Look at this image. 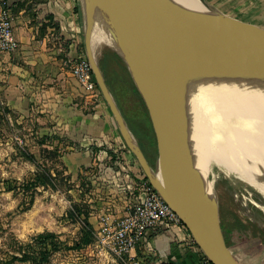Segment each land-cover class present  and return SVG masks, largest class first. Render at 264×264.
<instances>
[{
    "label": "water",
    "instance_id": "obj_1",
    "mask_svg": "<svg viewBox=\"0 0 264 264\" xmlns=\"http://www.w3.org/2000/svg\"><path fill=\"white\" fill-rule=\"evenodd\" d=\"M199 1L201 7L192 8L177 0H83V45L96 85L118 130L151 184L179 216L212 264H241L222 242L217 195L213 187H207L208 174L200 170L170 115L172 107L179 111L177 80L180 75H188L183 70L188 61L208 60L264 69V29ZM95 21L110 29L115 40L111 48L135 77L156 139L154 167L134 142L93 53ZM160 155L182 178L197 206L200 227L188 214L177 211L157 185L155 171Z\"/></svg>",
    "mask_w": 264,
    "mask_h": 264
},
{
    "label": "rangeland",
    "instance_id": "obj_2",
    "mask_svg": "<svg viewBox=\"0 0 264 264\" xmlns=\"http://www.w3.org/2000/svg\"><path fill=\"white\" fill-rule=\"evenodd\" d=\"M95 23L97 24H94L92 32V43L95 47L93 51L97 55L104 80L134 142L143 153L148 152L150 148H156V139L153 138L154 132L135 77L120 56L118 60L115 53H108L106 57L103 55L105 48L114 47L115 40L109 28L99 24V21ZM98 36L101 37L102 46L98 44ZM179 77L177 84L179 82L181 85L184 84L183 89L177 85V89H181L177 90V94L180 93L177 99L181 106L189 76ZM3 80L4 78L0 76V263L11 259L13 255L19 256L20 244L34 245V237L37 234L50 231L57 235L62 246L50 256L49 264H124L107 252L99 241L97 231L101 215L118 217L127 211L128 194L121 189L123 183L116 181L117 177L110 179L111 177L107 176L109 170L106 172V168L103 167L101 171L96 169L91 174L88 168L68 171L59 156L48 152L53 150L52 144H58L56 138L59 137L55 136L56 138L50 141L51 145L45 144L49 142L41 144L43 135L40 134L38 125L22 118L6 105L4 96L6 81ZM59 139L61 140V137ZM76 147L74 149H80L79 146ZM24 150L31 154L33 159L23 156ZM73 150L60 148L57 154L62 155ZM209 150L212 158L218 159V153L212 146ZM156 159L157 153L153 160L151 159L152 167ZM37 164L47 168L52 175L56 174V184L55 187H36L33 191V200L29 203L31 191L23 192L19 186L34 178ZM109 164L108 162L106 167L110 166ZM205 173L209 179L213 175L211 170ZM218 174L220 177L223 175L219 170ZM156 176L157 165L155 179ZM215 191L219 231L225 248L232 257L235 255L241 264H253L257 260L264 262V227L242 214L224 188L217 186ZM75 205L81 212H87L88 221L94 230L87 244L79 243L83 215L73 214ZM232 231L245 235L242 240H238L242 244H230ZM133 260L134 258L130 264L145 263L144 258L137 263ZM11 264L31 262L14 261Z\"/></svg>",
    "mask_w": 264,
    "mask_h": 264
},
{
    "label": "crops",
    "instance_id": "obj_3",
    "mask_svg": "<svg viewBox=\"0 0 264 264\" xmlns=\"http://www.w3.org/2000/svg\"><path fill=\"white\" fill-rule=\"evenodd\" d=\"M6 1L19 42L15 52L0 53L8 108L38 125L41 135L61 137L56 142L60 140L62 150L79 146L60 156L68 171L88 168L91 174L103 167L110 179L120 181L115 164L119 158L135 177L142 169L102 95L86 94L70 74L72 61L85 54L83 0ZM203 1L220 13L264 29V0ZM108 53L117 54L111 47L103 55ZM199 249L188 228L174 224L150 233L146 242L137 244L133 258L137 262L144 258V264H201ZM257 261L253 264H264Z\"/></svg>",
    "mask_w": 264,
    "mask_h": 264
},
{
    "label": "bare ground",
    "instance_id": "obj_4",
    "mask_svg": "<svg viewBox=\"0 0 264 264\" xmlns=\"http://www.w3.org/2000/svg\"><path fill=\"white\" fill-rule=\"evenodd\" d=\"M177 1L188 7H201L199 0ZM97 40L102 46L101 37ZM184 65L189 83L185 84L188 86L183 90L179 111L172 107L170 115L176 131L200 170L212 171L210 187L224 188L242 214L264 227V69L208 60L188 61ZM210 146L218 153V159L212 158ZM218 170L223 173L221 177ZM155 181L175 209L188 214L200 227L196 204L182 178L162 155Z\"/></svg>",
    "mask_w": 264,
    "mask_h": 264
},
{
    "label": "built area",
    "instance_id": "obj_5",
    "mask_svg": "<svg viewBox=\"0 0 264 264\" xmlns=\"http://www.w3.org/2000/svg\"><path fill=\"white\" fill-rule=\"evenodd\" d=\"M18 47L8 3L0 0V53H12ZM70 74L86 94L91 97L101 95L85 54L78 55L72 61ZM115 164L120 182L123 183L121 189L128 194L126 199L129 205L122 216L101 215L97 231L99 241L107 252L124 264H130L137 244L146 242L150 233L165 231L174 224L186 226L144 172L141 171L134 177L128 173L119 158ZM199 251L201 264H212L200 249ZM133 262L137 263V260Z\"/></svg>",
    "mask_w": 264,
    "mask_h": 264
},
{
    "label": "trees",
    "instance_id": "obj_6",
    "mask_svg": "<svg viewBox=\"0 0 264 264\" xmlns=\"http://www.w3.org/2000/svg\"><path fill=\"white\" fill-rule=\"evenodd\" d=\"M114 55L116 58H118V60H120L119 56L117 54H114ZM102 69H103V67H102ZM5 110H6V108H5ZM149 125H150V123H149ZM53 138H56V137H49L47 135H43V136H41V144H44L45 142H49V143H45V144L51 145L50 141ZM153 138H155L154 134H153ZM56 139H59V138H56ZM59 142H60V140L58 141V144H52L53 150H49V151L46 150V151H48L49 153H53L54 155L60 157L61 154H57V153H59V150H60ZM156 153H157V150L155 147L150 148L148 152L144 153L151 166H153L151 164L152 163L151 159L153 160V156H155ZM22 155L28 159H33V156L25 150L23 151ZM56 177H57L56 174L52 175L51 172L47 168L42 167V166L37 164V169H36V172L34 174V178L30 182L21 184V186H19V187L23 189V192L31 191V193L29 195V203H31L33 200V191H35L36 187H38V186L55 187ZM73 214L76 216H79L81 214L83 215L82 226L80 229V239H79L80 242L79 243H80V245H81V243L87 244L90 240L91 234L94 233L93 227L88 221L87 212H81L80 210H78L77 206L75 205V207L73 209ZM231 236H232L231 237L232 241L230 240V244L231 243L232 244L238 243L239 239L242 240L245 237V235H242V233H238V231H236V234L232 231ZM234 237H235V239L233 240ZM61 246H62V243L58 239L57 235L54 232H50V231L41 232L34 237V245L20 244L19 245L20 255L19 256L13 255L11 257V259L5 260L4 262H1L0 264H11L14 261H19V262L29 261V262H31V264H49L50 256L54 252L60 250ZM30 247L32 248V250H28V248H30ZM233 258L237 262H239V260L236 258L235 255H233Z\"/></svg>",
    "mask_w": 264,
    "mask_h": 264
},
{
    "label": "flooded vegetation",
    "instance_id": "obj_7",
    "mask_svg": "<svg viewBox=\"0 0 264 264\" xmlns=\"http://www.w3.org/2000/svg\"><path fill=\"white\" fill-rule=\"evenodd\" d=\"M238 243L242 244V242H241V241H239Z\"/></svg>",
    "mask_w": 264,
    "mask_h": 264
}]
</instances>
